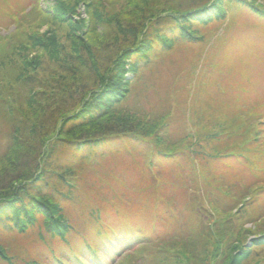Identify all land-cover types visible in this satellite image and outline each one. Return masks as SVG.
Listing matches in <instances>:
<instances>
[{
	"label": "trees",
	"instance_id": "1",
	"mask_svg": "<svg viewBox=\"0 0 264 264\" xmlns=\"http://www.w3.org/2000/svg\"><path fill=\"white\" fill-rule=\"evenodd\" d=\"M74 1L70 4L67 0H54L50 10L43 11L40 6L38 10L48 12L46 15L51 19L63 23L71 21L80 4L87 9L93 6L88 0ZM34 4L36 2L32 3V8L37 7ZM155 4L157 7L152 4L144 9V0L137 1L134 7L143 10L135 11L136 16L131 17L126 13L122 16L121 11L109 16L111 11L105 8L104 18H98L99 23L91 15V7L87 10L88 18L98 25L106 24L107 33L97 39H84L83 43L69 39L66 45L60 44L51 30L40 37L31 33L25 36L24 44L40 48L44 58L38 56L24 63L32 73L18 74L14 79L15 85L11 87L14 93L25 92L29 97L26 106L23 104L25 108L20 109L15 102L6 103L0 89V115L9 127L8 141L0 157V260L5 263L15 264L8 257L2 235L8 231L24 234L36 228L37 244L29 248L41 251L43 245H48L44 248L46 251L34 254L33 258L22 256L21 264H104L110 249L120 246L112 238L116 233L100 224L99 210L92 216V224L100 226L95 233L100 237L99 245L89 242L86 221H76L78 230L73 225L76 222L63 213L62 205L72 200L71 189L85 181L82 168L90 159L80 154L73 164L68 160L51 166L58 149L80 153L108 141L124 139L150 147L153 155L149 167L152 168L162 159L186 153L192 162L187 171L191 179L197 176L195 161L206 159L214 163L230 156L210 147L220 141L226 146V141H230L229 147L232 146L235 139L231 137L238 129L229 123L231 119L229 122L216 120L215 129L202 127L188 136L183 130L179 137H173L165 115L153 118L145 113L130 112L123 102L126 95H130L129 87L136 81L135 77L143 69L151 70L150 66L163 53L171 52L176 44L200 43V33L210 30L214 23H224L232 10L246 9L264 20V1L158 0ZM118 6L123 10L124 3ZM20 21L14 20L15 23ZM81 24L78 20L74 25L81 27ZM82 27L96 29L90 21ZM74 40L80 42L76 36ZM24 44L19 43L17 47L25 59ZM3 89L11 98L15 96ZM254 121V135L258 140L264 122L259 117ZM12 154L13 159L9 157ZM5 160L10 162L3 166ZM167 175L164 179L157 178L163 184L157 187L161 188V200L172 199L168 192L180 182V179L175 180L178 178L174 174ZM205 178L202 184L193 181V194H188L191 196L189 205L181 215L182 231L176 229L177 234L150 240L121 242L131 249L118 254L119 258L112 264H264L261 191L250 189V185L249 189L241 186L243 190L233 187L234 197L222 205L221 196L230 195L226 196L224 191L212 192V183L220 179L211 175ZM198 197L201 202L197 201ZM169 230L174 231V227ZM72 240L81 242L72 244ZM23 249L26 248L17 256L24 253Z\"/></svg>",
	"mask_w": 264,
	"mask_h": 264
},
{
	"label": "rangeland",
	"instance_id": "2",
	"mask_svg": "<svg viewBox=\"0 0 264 264\" xmlns=\"http://www.w3.org/2000/svg\"><path fill=\"white\" fill-rule=\"evenodd\" d=\"M67 1L70 4L75 2ZM102 1L104 4H101ZM137 1L139 0H88L89 3L92 2L93 9H87L80 4L71 21L61 23L46 15L48 12L40 13L38 10L39 6L43 11L50 10L54 0H0V59L3 62L0 64V89L3 90L6 103L15 102L20 105V109L25 108L29 97L25 96V92L14 93V79L18 74L30 75L32 71L26 69L24 63L43 55L40 48L24 44L27 42L25 36L31 33L40 37L39 35L51 30L57 35V41L64 45L70 40L83 43V40L89 37L97 39L107 33L106 24L95 23H99L98 18L103 17L105 8L111 11L109 16H114L120 11L122 16L124 13L129 17L136 16L135 11L141 13L143 10L134 7ZM157 1L144 0V9L152 4L157 7ZM257 1L261 3L264 0ZM33 2H36V8H32ZM120 2L124 3L123 10L119 9ZM90 8L93 10L91 15L95 18L94 22L88 18L87 10ZM28 12L29 15H26ZM14 20L24 22L15 23ZM78 20L83 25L90 21L95 24L96 29L87 30L82 24L81 27L74 25ZM113 21L118 24L115 19ZM214 24L210 30L200 33V43L176 44L171 52L163 53L155 64L150 66L151 70H141L135 77V82L139 83L131 84L130 95H126L127 101L124 100L123 106L130 112L145 113L153 118L165 115L169 133L173 137H179L183 130L188 136L202 127L207 130L215 129L216 120L231 119L228 122L238 129V133L231 137L235 139L231 143L232 146L229 147L230 141L223 140L222 138L227 137L222 136L220 140L226 141L228 146L220 141L210 147L222 154L229 153L228 158L218 159L214 163L206 159L195 161L193 165L196 166L197 176L192 179L187 176L192 162L186 153L177 158L162 159L157 162V167L152 168L149 167L153 155L150 147L124 139L108 141L80 153L58 149L52 158L54 163L52 162L51 166H55L57 162L64 164L68 160L73 164L80 154L90 159L87 165L82 163L85 181L78 182L76 188L71 189L72 200L62 205V211L70 221L87 222L85 231L92 245L100 243V237L95 235L100 226L92 224L95 211H100V224L104 225V228L112 229L116 233L112 238L120 243L119 247L110 249L104 264H112L118 254L131 249L121 242H133V239L150 240L177 234L176 229L182 231L181 215L189 205L191 196L188 194H193V181L202 184V179H206V176L211 175L225 181V184L220 180L212 183L213 193L220 194L224 191L226 196L230 195L221 196L222 205L234 197L233 187L249 189L250 185V189L261 191L259 200L264 206V125L258 140L254 135L255 118L259 117L264 122V20L246 9H239L232 10L224 23ZM75 36L80 42L74 40ZM19 43L25 46V59L18 52ZM148 61H151V57ZM3 87L8 89L9 93H14L15 99L11 98L12 95L10 97ZM8 130L6 120L0 115V157L8 141ZM70 154L72 156H69ZM9 157L14 158L13 154ZM8 161L10 162L5 160L3 166ZM5 169L11 168L5 166ZM173 174L178 178L175 180L180 179V182L176 183L178 186L173 191L168 192L172 194V199L167 197L161 200V188L157 187L163 184L157 178L161 176L164 179V175L171 177ZM238 182H241V185ZM201 200L200 197L197 198V201ZM77 222L73 225L79 230ZM172 227L174 231L169 230ZM35 229L24 234L9 231L2 234L5 236L4 243L11 263L21 264L23 257L33 258L34 254L46 251L48 245H43L41 251L35 249L36 247L29 248L37 244ZM80 242L81 240H77L73 243L72 240V244ZM22 248H26L23 249L24 253L17 256ZM0 264L8 263L0 260Z\"/></svg>",
	"mask_w": 264,
	"mask_h": 264
}]
</instances>
